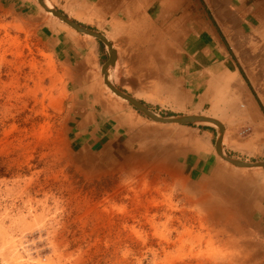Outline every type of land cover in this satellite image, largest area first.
<instances>
[{
    "label": "rangeland",
    "instance_id": "rangeland-1",
    "mask_svg": "<svg viewBox=\"0 0 264 264\" xmlns=\"http://www.w3.org/2000/svg\"><path fill=\"white\" fill-rule=\"evenodd\" d=\"M36 1L16 10L0 0V264H264V167L224 160L216 125L160 123L113 93L101 71L109 50L96 37L80 71L67 65L45 28L53 20L77 32ZM189 1L199 28L214 27L208 6ZM202 40L192 50L210 49ZM112 47L114 85L162 116L216 118L227 155L264 160V128L243 121L236 76L193 68L194 89L175 100L131 51ZM248 86L264 117L258 85Z\"/></svg>",
    "mask_w": 264,
    "mask_h": 264
},
{
    "label": "crops",
    "instance_id": "crops-1",
    "mask_svg": "<svg viewBox=\"0 0 264 264\" xmlns=\"http://www.w3.org/2000/svg\"><path fill=\"white\" fill-rule=\"evenodd\" d=\"M2 1L10 9L37 10L36 0ZM46 2L83 26L102 32L113 42L114 47L119 45L131 51L129 59L133 61V66L146 70V74L154 78V87L174 95L175 100L176 96L185 99L188 89H194L189 78L198 72L191 71L193 68H202L212 75L236 76L237 89L242 90L248 103L243 121L253 130L264 128L263 114L248 86L258 85L255 91L264 99V0H199L210 10L214 22L211 29L199 28L203 21L202 15L194 9L188 12L189 0ZM188 20H194L195 29L196 26L199 28L190 31L189 37ZM51 21L53 25L45 28L47 42L60 59L80 71L82 55L86 57L94 54L95 49L100 48L99 43L93 39L94 42L88 44L87 40L91 38L88 34L76 30L77 33L71 35L59 25V21ZM194 25L191 30H194ZM205 37L207 45H211L210 49L202 50L196 46L192 50V44L203 41ZM119 60L120 56L110 72L117 70ZM240 71L242 75H238ZM80 80L84 82L79 84ZM88 81L86 77L76 80L79 85L88 84ZM87 90L82 88L78 92ZM153 93V97H160L156 92ZM131 95L147 102L134 93ZM261 212V220L264 221V205L261 206Z\"/></svg>",
    "mask_w": 264,
    "mask_h": 264
},
{
    "label": "water",
    "instance_id": "water-1",
    "mask_svg": "<svg viewBox=\"0 0 264 264\" xmlns=\"http://www.w3.org/2000/svg\"><path fill=\"white\" fill-rule=\"evenodd\" d=\"M39 3L46 9V11L52 12L53 15L58 17L63 22L67 23L69 26L77 30L78 32L85 33L91 36L96 37L103 43H105L109 50V59L104 64L102 68V73L104 76V81L107 84V86L115 92L118 96L126 99L128 102H130L133 106H135L137 109H139L141 112H143L145 115L150 117L151 119L164 123V124H193V123H204V124H213L219 127L220 129V136L217 139L216 142V150L218 154L226 161L231 163L232 165H235L237 167H243V168H253V167H264V160L262 161H256V162H249L241 159L233 158L229 155H227L222 148V131L223 126L221 122L213 117H208L205 115H178V116H162L154 111H152L148 106H146L142 101L138 100L136 97L131 95L130 93L120 89L116 85H114L110 79L109 74L110 70L115 66L116 64V52L112 47V42L101 32H98L96 30L87 28L83 26L82 24L78 23L77 21L71 19L68 15L61 12L60 10L56 9L53 6H49L46 0H38Z\"/></svg>",
    "mask_w": 264,
    "mask_h": 264
},
{
    "label": "bare ground",
    "instance_id": "bare-ground-1",
    "mask_svg": "<svg viewBox=\"0 0 264 264\" xmlns=\"http://www.w3.org/2000/svg\"><path fill=\"white\" fill-rule=\"evenodd\" d=\"M48 5L49 6H52L51 4H49L48 3ZM47 13H51L52 15H53V13L52 12H49V11H47ZM55 16V15H54ZM56 17V16H55ZM58 18V17H57ZM59 19V18H58ZM61 22H63L62 20H61ZM63 23H65V22H63ZM66 25H68L67 23H65ZM69 26V25H68ZM70 27V26H69ZM72 28V27H71ZM73 30H75L74 28H72ZM76 31V30H75ZM77 32V31H76ZM88 36H90V37H93V36H91V35H88ZM107 37V36H106ZM113 71V70H112ZM112 71L110 72V76H109V79H111V75H112ZM107 85V84H106ZM110 89V88H109ZM112 91V90H111ZM113 92V91H112ZM113 93H115V92H113ZM116 94V93H115ZM117 95V94H116ZM118 96V95H117ZM120 97V96H119ZM120 98H122V97H120ZM122 99H124V98H122ZM124 100H126V99H124ZM127 101V100H126ZM205 116H207V115H205ZM208 117H211V116H208Z\"/></svg>",
    "mask_w": 264,
    "mask_h": 264
}]
</instances>
